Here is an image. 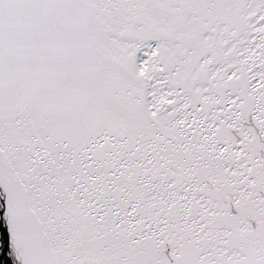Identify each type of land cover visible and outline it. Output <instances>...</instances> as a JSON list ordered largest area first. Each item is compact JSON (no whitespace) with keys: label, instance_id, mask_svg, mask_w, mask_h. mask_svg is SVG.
Returning <instances> with one entry per match:
<instances>
[{"label":"snow or ice","instance_id":"obj_1","mask_svg":"<svg viewBox=\"0 0 264 264\" xmlns=\"http://www.w3.org/2000/svg\"><path fill=\"white\" fill-rule=\"evenodd\" d=\"M11 264H264V0H0Z\"/></svg>","mask_w":264,"mask_h":264},{"label":"bare ground","instance_id":"obj_2","mask_svg":"<svg viewBox=\"0 0 264 264\" xmlns=\"http://www.w3.org/2000/svg\"><path fill=\"white\" fill-rule=\"evenodd\" d=\"M5 210H6L5 199L3 198L2 190H0V229L6 235V239L8 241L9 239L8 231H7L6 221L4 219ZM7 263L8 262H6V252L4 250L2 242L0 241V264H7Z\"/></svg>","mask_w":264,"mask_h":264},{"label":"water","instance_id":"obj_3","mask_svg":"<svg viewBox=\"0 0 264 264\" xmlns=\"http://www.w3.org/2000/svg\"><path fill=\"white\" fill-rule=\"evenodd\" d=\"M0 241L2 242V245H3L4 250L6 252V262H8L7 264H11V262L7 259L8 241L6 239V235L4 234L3 231H1V229H0Z\"/></svg>","mask_w":264,"mask_h":264}]
</instances>
